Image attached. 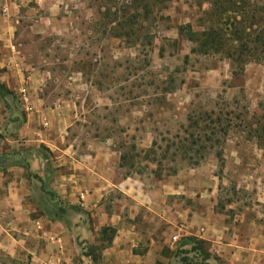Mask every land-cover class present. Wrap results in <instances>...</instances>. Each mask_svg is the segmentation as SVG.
<instances>
[{
    "label": "rangeland",
    "instance_id": "1",
    "mask_svg": "<svg viewBox=\"0 0 264 264\" xmlns=\"http://www.w3.org/2000/svg\"><path fill=\"white\" fill-rule=\"evenodd\" d=\"M234 1V11L226 12L215 0H0V28L10 33L0 47L12 53L34 112L27 114L18 93L8 96L21 123L58 147L37 141L48 158L35 154L37 170L45 172L48 163L66 175L80 171L77 164L113 166L122 177L156 186L152 205L194 233L168 250L176 253L175 264H224L221 252L203 244L214 227L226 226L225 236H232L237 216L264 220V146L253 132L264 122V48L253 43L264 21L251 25L247 12L257 5V16H264V0ZM128 15L137 17L124 24ZM236 27L243 38L227 36L223 50L203 51L190 39L189 28L228 35ZM207 122L227 133L216 130L208 142ZM194 138L201 140L192 144ZM79 189L74 211L99 233L95 245L80 242L82 254L97 264L116 233L103 225L105 215L116 212L113 204L120 212L126 201L117 189L104 190L99 201L89 191V205L82 198L87 189ZM35 191L42 214L46 197H60L50 186ZM0 264L17 263L0 256Z\"/></svg>",
    "mask_w": 264,
    "mask_h": 264
},
{
    "label": "crops",
    "instance_id": "2",
    "mask_svg": "<svg viewBox=\"0 0 264 264\" xmlns=\"http://www.w3.org/2000/svg\"><path fill=\"white\" fill-rule=\"evenodd\" d=\"M8 33V28H0L1 46L3 43L6 46L10 41ZM2 51L0 47V85L14 94H19L18 99L29 115L34 112V106L23 83L24 77L11 64L12 53ZM4 101L5 107L0 98V256L9 257L17 264H81L84 260L93 264L84 258L80 242L85 240L89 246L95 245L96 237L99 236L98 228L95 222L91 225L82 223L83 215L72 208L78 206L77 194L80 192L79 186L83 185L88 192L83 196L89 205L92 195H96L98 201L102 200L104 190L108 189H117L126 201L120 207V212L113 204L116 212L105 215L103 225L108 222L116 229V233L101 252L97 264H170L171 260L173 264L178 262L176 253L171 257L168 250L176 244L173 237L180 232L181 226L176 225L177 217L169 210L159 211L155 201L154 206L152 205L157 193L156 186L151 189L145 187L139 179L122 177L113 166L109 169H98L89 163L77 164L80 171L64 175L57 167L52 168L47 163L45 172L38 171L36 153L40 154L43 161H48L40 149H37L40 144H47L50 149L58 147L51 146L52 139L47 133L36 131L30 123H21L17 117L20 116V109L10 104L6 97ZM6 106L14 107L11 114L6 111ZM37 141L40 144L36 147ZM62 178L65 179V184L60 181ZM44 185L53 188L60 196L54 201L46 197V214L40 212L43 211L41 197L36 191L32 192L35 187L40 190ZM89 191L93 192L92 195ZM237 217L241 221L229 227L232 236H225L228 227H214L213 235L204 239L206 241L203 244L210 242L211 252H221L225 259L224 264H264V220H259L255 213H244ZM186 226L181 239L194 234L190 226ZM201 229L196 233L206 230ZM188 246L187 244L183 248Z\"/></svg>",
    "mask_w": 264,
    "mask_h": 264
},
{
    "label": "trees",
    "instance_id": "3",
    "mask_svg": "<svg viewBox=\"0 0 264 264\" xmlns=\"http://www.w3.org/2000/svg\"><path fill=\"white\" fill-rule=\"evenodd\" d=\"M215 2H216L215 3L216 8L221 9V10L226 11V12L234 11L233 7L236 4L234 0H215ZM256 6L257 5H254V7L251 11H247V12H249L248 14H250L251 12L253 13L251 15V17H248V20L251 22L250 23L251 25L255 24L256 21L257 22L264 21L263 15H261L259 17L257 16L258 15V14H256L257 10L255 9ZM135 17H137V15H128L124 24H129L132 21V19ZM237 30H238V27H236L234 31H231V33L227 35V33L225 31H223L221 28H215V29L210 28V29L203 31V32H200V33L193 31L192 29L189 28L190 37H191L190 39L199 44L200 50H203V51L213 50L214 52L219 51L221 49L222 50L224 49L223 46H224V43L226 42L227 36H229V37L232 36L236 40L243 38V35L241 32H239V34H236ZM254 32H256V31H254ZM254 35H255V38L253 39L254 40L253 43L258 44L261 42L262 46L264 48V25L260 26L258 33L257 34L255 33ZM251 36H252V34L248 33L246 38H244V39L249 40L248 38H250ZM229 37H227V38H229ZM10 94H12V92L6 90L2 85H0V98L5 99V97L10 95ZM195 123L199 124L198 121H196ZM202 130H204V132L206 133V135H205V136H207L206 140H208V142H211L214 139V137L212 136V134H213L212 132H214L216 130H220L226 134L228 129L226 127H223L222 125H216V127H213L212 125H210L207 122L206 125H204L202 127ZM253 132L261 140L260 144L264 146V122L261 125H259V127L257 129H255V131H253ZM193 137H194V135H193ZM199 139L200 138H198V139L194 138L192 144H197ZM72 208L79 209L78 207H72ZM110 240H112V239H110Z\"/></svg>",
    "mask_w": 264,
    "mask_h": 264
},
{
    "label": "built area",
    "instance_id": "4",
    "mask_svg": "<svg viewBox=\"0 0 264 264\" xmlns=\"http://www.w3.org/2000/svg\"><path fill=\"white\" fill-rule=\"evenodd\" d=\"M82 198H84V196H82ZM186 226V225H185ZM184 225H182L180 228V232L177 234V235H175L174 237H173V242L174 243H177L180 239H181V234H182V232H184V231H186V227H185ZM201 231H204V229L202 228L201 229Z\"/></svg>",
    "mask_w": 264,
    "mask_h": 264
},
{
    "label": "water",
    "instance_id": "5",
    "mask_svg": "<svg viewBox=\"0 0 264 264\" xmlns=\"http://www.w3.org/2000/svg\"><path fill=\"white\" fill-rule=\"evenodd\" d=\"M6 98H7L8 102L10 101L9 102L10 104H12V105L14 104V102L12 101V98L10 96H6Z\"/></svg>",
    "mask_w": 264,
    "mask_h": 264
}]
</instances>
